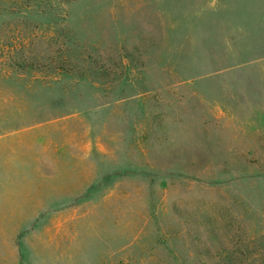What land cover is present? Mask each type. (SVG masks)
Returning a JSON list of instances; mask_svg holds the SVG:
<instances>
[{
    "label": "rangeland",
    "instance_id": "374dc122",
    "mask_svg": "<svg viewBox=\"0 0 264 264\" xmlns=\"http://www.w3.org/2000/svg\"><path fill=\"white\" fill-rule=\"evenodd\" d=\"M6 236L14 264H264V0H0Z\"/></svg>",
    "mask_w": 264,
    "mask_h": 264
},
{
    "label": "crops",
    "instance_id": "0c3cea01",
    "mask_svg": "<svg viewBox=\"0 0 264 264\" xmlns=\"http://www.w3.org/2000/svg\"><path fill=\"white\" fill-rule=\"evenodd\" d=\"M14 213L17 214L19 217H21L23 215V211H21V210L16 211ZM15 230L16 229L14 228L13 231H15ZM11 236H13V235H11ZM6 239H7V236L5 237V243H4V246L2 247L3 254L2 253L0 254V264H14V261H13L14 260L13 259L14 258L13 257L14 256L13 249H12V246H10L11 251L7 250ZM10 239H11V237H10Z\"/></svg>",
    "mask_w": 264,
    "mask_h": 264
}]
</instances>
